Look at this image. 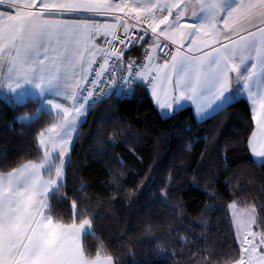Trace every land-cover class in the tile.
<instances>
[{
    "label": "snow or ice",
    "instance_id": "obj_1",
    "mask_svg": "<svg viewBox=\"0 0 264 264\" xmlns=\"http://www.w3.org/2000/svg\"><path fill=\"white\" fill-rule=\"evenodd\" d=\"M182 3L183 0H157L143 8H132L137 13V23L140 12L149 13L144 17L149 21L147 28L133 38L125 23L124 38L120 39L116 34L117 24L89 21L105 13L123 12L127 5L122 3L23 0L21 6L20 0H0L3 8L0 11V70L6 68L0 87H6L16 101L33 95L41 103L37 112L50 113L55 109L61 117L59 125L47 129L61 137L57 156L53 157L45 149L40 163H29L7 175L0 174V264H113L112 256H102L101 251L94 258L90 256V249L85 246L87 237L99 239L90 219H81L78 225L75 220L67 224L60 222L56 213L58 202L68 199L61 189L65 164L70 162L67 153L72 130L81 116L106 98L97 93L105 74L111 78L118 71H126L130 78L147 79L154 70L156 75L149 80L154 95L157 78L163 75L172 85L175 77L174 90L180 93L175 100L187 98L196 102L207 95L219 101L218 108H223L231 99V73L237 74V81H243L245 88L253 78L264 74V0H237L234 6L226 5L225 0H198L204 19L191 24L181 23L186 14ZM65 14H77L79 22L54 18ZM196 14L194 10L192 15ZM149 30L151 41L146 39ZM98 36L104 37L107 48L95 42ZM161 37L176 45V50L172 52L167 43L161 44ZM117 40L124 50H117ZM143 43H151L161 51L168 48L165 56L170 55L171 59L165 58L162 64L153 65L156 57L148 50L146 64L129 58L125 69V52L142 47ZM98 53L102 54L100 61L96 59ZM249 60L253 62L245 66ZM89 75L94 76L91 81ZM249 95L255 109L253 120L264 138V95L259 100L250 90ZM54 97H63L72 102L71 106L55 102ZM160 106L170 108L172 104ZM21 119L27 117H14V120ZM252 135L256 137L257 132ZM39 136V143L44 147L45 132ZM252 152L256 157H264V143L259 148L253 145ZM45 168L49 174L47 180L40 174ZM71 207L74 215L85 214L86 210L78 209L75 200ZM256 223L254 217L235 221L241 253L235 264H264V231H252ZM260 224L264 226V221ZM82 233H85L83 240ZM181 241L188 243L184 237ZM204 251L212 254L211 249ZM198 252L197 246L189 257V264H212L204 257L193 260Z\"/></svg>",
    "mask_w": 264,
    "mask_h": 264
},
{
    "label": "trees",
    "instance_id": "obj_2",
    "mask_svg": "<svg viewBox=\"0 0 264 264\" xmlns=\"http://www.w3.org/2000/svg\"><path fill=\"white\" fill-rule=\"evenodd\" d=\"M38 108L39 99L0 96V172L43 159L39 134L56 116ZM253 128L244 97L204 120L190 106L163 116L143 82L130 97H107L73 140L59 221L90 219L99 237H87L90 256L101 251L116 264H189L197 246L193 260L234 263L241 253L230 204L254 207L264 231V164L250 151ZM73 200L83 216L73 214Z\"/></svg>",
    "mask_w": 264,
    "mask_h": 264
},
{
    "label": "crops",
    "instance_id": "obj_3",
    "mask_svg": "<svg viewBox=\"0 0 264 264\" xmlns=\"http://www.w3.org/2000/svg\"><path fill=\"white\" fill-rule=\"evenodd\" d=\"M48 2L55 3V2H57V0H48ZM109 2L110 3H122V4L127 5V7L124 9V11H128L129 14L136 16L137 13L132 12L131 11L132 8H134V7L135 8H143L146 5H150L152 3H156L157 0H109ZM20 3H21V6H22L23 0H20ZM225 3H226V5L234 6L237 3V0H225ZM181 7L186 9V14L181 20L182 24L199 23L201 20L204 19V13L199 11L198 0H183V3L181 4ZM194 10L197 13L195 17L192 15ZM0 11H3V8H0ZM175 11H176V9H173V12H175ZM142 12H140V13H142ZM120 13H122V12L121 11H116V12H112V13H105V14L96 16L95 20L94 21L90 20L89 23L95 22V23H98V24H101V25H103V24H117L118 25V22H119V19H120L119 18V14ZM11 14L14 15L15 12H12ZM87 15L92 16L94 14L89 13ZM54 18H59V19H64V20H68V21L79 22L78 19H77V14H65L64 16L54 17ZM117 18H119V19H117ZM161 27H163V26H161ZM221 27H223V25H221ZM162 38L163 37H161V39ZM103 39H104L103 36H98V37H96L95 42L99 46H102ZM176 47L177 46L174 45V51L176 50ZM152 48H153V51H154V57H156V59L153 61V65L162 64L163 61H164V58L160 54L159 49L154 48L153 45H152ZM99 55H100V53L97 54V56H99ZM170 59H168V60H170ZM252 62H253L252 60L247 61L245 66H250V64ZM77 71H79V69H77ZM153 72L155 73L154 70H153ZM5 74H6V68L4 70H0V82L3 81V77H4ZM236 76H237L236 73H231V84H230L231 99L228 102V104L230 102H232L233 100L237 99V98L244 97L247 100V102H248V104L250 106V109H251V112H252V118H253L255 109H254V106L252 104V99H251V97L249 95V90L256 95L257 100H259V98L262 95H264V74H261L259 77L253 78V80L249 82L248 88L244 87L243 81H239L238 82L237 79H236ZM257 80H259V83H257ZM174 81H175V77H173V84L169 85L167 80L163 77V75H161L155 81V93H156L155 95L153 94V84H151L149 87H147L152 102L158 108V110L160 111V113L163 116H165V117L170 116L177 109H179L181 107H184V106H190L192 108V110H193V113H194V116L196 117V119L204 120V119L212 116L213 114H215L220 109H222V108H218L217 107V105L219 104V101H213L211 99V97L207 96V95L205 97L199 98L196 102H193V100L187 99V98L180 99L178 101L175 100L174 98L178 97L180 95V93H179V91H175L174 90V88H175ZM27 87L28 86H26V88ZM0 96L1 97H7V98H10V99L14 100L12 98L13 94L8 93L6 87H0ZM28 98H33V95L27 96L23 101H25ZM53 99H54L55 102L61 103L65 107H70L71 103H72L70 101L64 100L63 97H59V98H55L54 97ZM158 100H159V103L157 102ZM14 101H16V100H14ZM16 102H22V101H16ZM162 103H170V104H172V107H170V108H162L160 106V104H162ZM40 107H41V103H40ZM213 109H216V111H213ZM50 112H52L57 117V113H56L55 109H51ZM253 122H254V128H253L252 134H253V132H257V136L253 137V135L251 134L249 142L252 141V144L250 145V143H249V147H250V151H251L254 159L257 162L261 163V162H264V157H256L254 155V153L252 152V146L255 145L257 148H259L260 144L264 143V138H261V136L259 135V132H258V130L256 128V123H255L254 120H253ZM48 128H50V126ZM45 130H47V128ZM76 130H77V125H76L73 133H75ZM73 138H74V136L72 137V141H73ZM39 140H40V136H39ZM43 152H44V150H43ZM41 161L42 160H40V161H29V162H26V163L22 164L21 166H19L16 169H22V166L28 165L29 163H37L38 164ZM16 169H14V170H16ZM11 172H13V170L9 171V172H0V174L7 175L8 173H11ZM52 173H54V171ZM40 174L43 177V179H45V180H47L49 178V174H48L46 168L45 169H41L40 170ZM232 219H233V217H232ZM240 219H243V218H240ZM233 223H234V228H235L236 237H237V229H236L235 220H233ZM78 224L79 223H77V225ZM87 227L88 226H86V230H87ZM254 228L256 229V225L254 226ZM256 230H254V232H256ZM257 232L259 233L260 231L258 230ZM84 235H85V233L81 234L82 240L84 238ZM250 239H251V237H250ZM237 240H238V242L240 244V240L238 238H237ZM102 256H104V255H102ZM113 264H116L114 259H113ZM231 264H235V262L231 263Z\"/></svg>",
    "mask_w": 264,
    "mask_h": 264
},
{
    "label": "built area",
    "instance_id": "obj_4",
    "mask_svg": "<svg viewBox=\"0 0 264 264\" xmlns=\"http://www.w3.org/2000/svg\"><path fill=\"white\" fill-rule=\"evenodd\" d=\"M156 11V14L159 15L158 10ZM141 19L140 22L137 23V20L135 19V15H131L128 13V11H123L122 13L119 14V22H118V27L116 29V34L120 39L124 38V24L127 23L129 26V31L132 33L133 38L139 34H141V29L147 28L148 22L147 20L144 19L145 16L149 15L147 12H142L139 14ZM148 41H151L153 39L151 32L149 30L148 35L146 37ZM117 50H124V46L119 44V41H115ZM167 43L169 45V48L171 49L172 52H174V45L171 44L170 41H164V39H161V44ZM102 47L107 48L108 45L104 43V39L102 41ZM151 50V54L154 56V51L152 48L151 43H143V46H137L135 48H130V50H127L125 52L124 56V65L123 67L126 69L127 64L126 61L130 58L131 60L134 61H139L141 64H146L147 60L145 57V52ZM169 51L168 48L163 49V51L159 50L160 54L163 56V58L170 59L171 56H165V53ZM101 55L96 57L98 61L101 60ZM93 67H98L97 65H93ZM155 76V73L151 71L147 77V79H140V78H130L128 76V73L126 71L123 72H116L114 73L111 78H109L108 74H105V76L102 78L100 84L97 87V93L101 96H117L121 98H127L130 97L134 87L136 86L137 83L143 82V84L146 87H149L152 83H149V80H151ZM94 78L93 75H89L88 79L91 81ZM107 94V95H106ZM105 99V98H104Z\"/></svg>",
    "mask_w": 264,
    "mask_h": 264
},
{
    "label": "rangeland",
    "instance_id": "obj_5",
    "mask_svg": "<svg viewBox=\"0 0 264 264\" xmlns=\"http://www.w3.org/2000/svg\"><path fill=\"white\" fill-rule=\"evenodd\" d=\"M89 112V111H88ZM88 112L86 113V115L84 116H81L78 121H77V130L79 128V125L85 120ZM61 122V117H56L55 121L50 125V128L53 126V125H59V123ZM49 129V128H47ZM77 130L75 133L74 130H72V137L74 136L75 138V135L77 133ZM57 131H59V129H57ZM45 132V141H46V144L44 147H42V149L44 150L45 152V149H47L49 151V153L55 157L58 155L59 151H60V148H59V143H60V139L61 137L57 135L56 132H48L47 130L44 131ZM63 135V133H62ZM73 138V140H74ZM73 143V141H72ZM72 143L68 149V154H69V151H70V148L72 146ZM43 152V153H44ZM67 154V156H68ZM44 156V154H43ZM55 163H58V161H55ZM52 175L54 176V173H52ZM64 177H65V171H64ZM234 205V207H233ZM230 212H231V215L233 217V220H237V219H240V218H243L244 220H248L249 218L251 217H254L256 219V209L254 207H243L241 205H239L237 202H232L230 204ZM257 221V220H256ZM256 224L252 225V231L256 230L254 228ZM258 231V229L256 230V232ZM258 233V232H257Z\"/></svg>",
    "mask_w": 264,
    "mask_h": 264
}]
</instances>
